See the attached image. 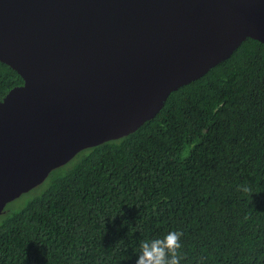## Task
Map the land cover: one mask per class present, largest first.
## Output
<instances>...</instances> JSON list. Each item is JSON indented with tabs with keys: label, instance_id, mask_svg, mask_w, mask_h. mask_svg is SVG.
Returning <instances> with one entry per match:
<instances>
[{
	"label": "trees",
	"instance_id": "trees-1",
	"mask_svg": "<svg viewBox=\"0 0 264 264\" xmlns=\"http://www.w3.org/2000/svg\"><path fill=\"white\" fill-rule=\"evenodd\" d=\"M22 78L0 62V100ZM264 264V44L246 38L135 132L78 152L0 214V264Z\"/></svg>",
	"mask_w": 264,
	"mask_h": 264
},
{
	"label": "water",
	"instance_id": "water-1",
	"mask_svg": "<svg viewBox=\"0 0 264 264\" xmlns=\"http://www.w3.org/2000/svg\"><path fill=\"white\" fill-rule=\"evenodd\" d=\"M264 0H0V214L83 149L135 132L246 39Z\"/></svg>",
	"mask_w": 264,
	"mask_h": 264
},
{
	"label": "clouds",
	"instance_id": "clouds-1",
	"mask_svg": "<svg viewBox=\"0 0 264 264\" xmlns=\"http://www.w3.org/2000/svg\"><path fill=\"white\" fill-rule=\"evenodd\" d=\"M181 236V231L172 230L142 240L134 264H180Z\"/></svg>",
	"mask_w": 264,
	"mask_h": 264
}]
</instances>
